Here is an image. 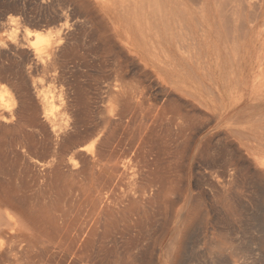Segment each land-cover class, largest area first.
<instances>
[{"label": "rangeland", "instance_id": "1", "mask_svg": "<svg viewBox=\"0 0 264 264\" xmlns=\"http://www.w3.org/2000/svg\"><path fill=\"white\" fill-rule=\"evenodd\" d=\"M122 1L128 0H0V71H4L0 72V114L7 115L4 111V103H7L5 102L7 100L13 103L14 109L19 112V115L8 121L0 115V135L2 134L0 136L2 138H0V169L2 168L0 172H3L0 173V209L11 210L18 216L17 219L19 218L14 225L6 228L5 233L1 236L0 264H66L63 257L64 251L71 245L69 242L61 241L60 236L64 235L68 228L69 221H71L69 219L80 212L87 214L91 208V202L87 201L86 196L90 192L94 193L99 184L97 178L100 175L99 168L101 166L88 159V154L92 152L90 149L95 144L97 137L87 138L86 129L98 128L100 131L104 125L107 126L105 135H103V138L106 136L104 146L97 145V150L95 148L93 151L97 152L100 147L105 149L111 146L113 140L117 138L118 132L122 130V127L115 124L116 118L114 117L118 115L121 105L128 102L138 105L135 111V121L132 123L134 125H131L128 132L129 136L135 141V144L138 143L137 148L141 147L147 154V160L157 161L160 171L159 176L163 183L160 212L157 205L152 207L154 210L152 213L157 218L154 220V227L149 236H145L144 230L143 234L147 239L132 242L118 238L119 242L115 250L112 251L110 245L106 247L105 255L109 254L105 260H102L100 256V244L97 239L87 240L71 247V249L75 247L72 250L73 257L89 254L91 255V264H194L195 262L197 264L199 262V264H218V262L220 264H264V254H260L264 253V166L258 164L255 159L256 156L264 157V66L258 65V57L260 54H264L263 20L260 19L261 21L254 26L251 25L250 28L247 27L245 30L237 32L235 22L229 13L233 7L231 1L235 2L236 0H230V2L228 0H188L192 9H200L206 4L204 17L197 15L199 24L202 25L204 31L198 32L195 29V23L191 22V16L187 12V16L184 17V23L190 29L187 36L178 37L175 35L172 38H165L160 45L150 39L146 45L142 40L138 25L120 13L119 6ZM219 1L223 3L222 8L225 7V10H229V14L227 13L226 16L224 9L221 8V12L216 11L215 5ZM226 1L228 3L224 5ZM230 4L231 9L228 8ZM243 9V14H250L249 8L243 6ZM14 27H18L19 30L17 44H14L8 36ZM59 28L64 31L60 35L66 37V43L64 42L65 44L62 46L64 48L58 50L60 52L53 50L49 64H47L49 66H43L38 61L39 58L34 52V47L30 46L32 44L30 41L34 39V36L29 38L30 41L24 39L25 30H40L42 33L48 31L47 34L52 36L50 38L55 43L60 36L57 35L58 33L56 35L54 33L56 30L58 32ZM76 28L78 29L76 30ZM227 28L230 29L229 32H232L229 33L228 30H225ZM81 31H83V35ZM22 38L26 41H22ZM92 41L93 43L89 44ZM233 41L236 42L240 53L246 56V60H242L238 66H234L231 62ZM94 42L97 43V47L101 45L99 46L100 50ZM2 43L6 47L5 49L1 48ZM8 45L10 49H8ZM13 45L15 47L17 45V47L15 48ZM93 45L94 47H91ZM79 46L86 50H80ZM72 52L78 53V55H74ZM83 52L84 55H82ZM36 57L38 60L35 59ZM69 58H73L72 61L74 60L76 65ZM78 61L84 64H82L83 67ZM72 64L74 68L71 67ZM100 65L102 66L100 67ZM10 69L11 71H9ZM61 71L66 73L65 76ZM72 72H74L73 77L70 75ZM74 76L76 77L74 78ZM218 85L221 89V96L215 99L210 89L216 88ZM4 89H6V94ZM41 89L51 91L55 96L57 118L61 116L62 124L65 121L64 127L67 128L70 125L67 130L72 129L77 123L83 127L85 121H87L85 126L90 121L92 122L87 128L81 127L74 136V146L82 147L87 155L85 153L81 156L82 161H80V157L76 159L79 160L76 162L77 166L73 167V171H75L73 174L70 170L67 172L65 168L66 160L70 158L69 151L56 150L55 153L51 149L49 152L46 151L48 144L51 147L56 143L60 145L63 142V137L52 138V135H48L47 132L45 134L36 128L38 123L35 122V116L39 117L41 122L45 117L42 100L35 96L39 91L42 92ZM78 89L81 93L77 92ZM74 93L77 94L76 97H74ZM2 94L5 95L2 96ZM31 98L32 100H30ZM34 102L37 111L34 109ZM68 102L73 105L70 106ZM101 104L104 105L101 106ZM75 105L77 107L74 108ZM202 106L204 108H200ZM33 112L35 115L32 114ZM182 115L185 116L182 118ZM92 118L96 120L94 121ZM191 118L192 120H190ZM67 120H70V123ZM180 121L181 123L184 121V124H181ZM195 122L196 124H193ZM26 124L31 127H27ZM142 125L145 126L142 127ZM169 125L170 127L174 125L172 127L174 130H169L171 129ZM33 134L34 139L41 141V146L38 145L39 148L34 147ZM82 138L83 140H81ZM12 140L13 142H11ZM29 142L33 145L27 144ZM84 146L86 147L84 148ZM32 148H36L35 153L33 152L35 149ZM25 153L27 155L31 153V158L27 157ZM149 154H152V157ZM136 155V151L135 153L134 151L128 152L124 156L125 161L134 162L138 159ZM52 157L55 158V165L57 162L59 165L62 164L61 168L65 171V176L61 177L57 184L52 181L48 182L50 175L53 174V169L43 166L40 168V165L31 163L32 158L39 161H52ZM223 157L226 158V161ZM43 158L44 160H42ZM138 160L140 161V159ZM26 165L32 168L24 169L27 167ZM83 168L85 169L83 170ZM8 172L13 175V180H11L12 175ZM26 173H29L30 179L34 175L38 177L40 185L38 187L33 185L35 189H32L31 184L28 183L27 187L28 180L21 178L24 177V174L26 176ZM2 178L4 179L2 180ZM225 179L229 181L224 182ZM24 181L26 182L24 183ZM12 182L14 183L12 184ZM19 183L26 185H21V187ZM236 184L238 189L234 187ZM14 185L15 187L17 185L16 189ZM255 185L257 190L254 188ZM71 187H75V191L78 192H73L77 201L71 203L72 210L69 208L71 204L68 200L72 196L69 193ZM123 187L125 188L126 185ZM18 188V194L21 192L25 198L22 199L21 194L19 196L16 194ZM29 192L31 193L29 194ZM32 193L36 194V197ZM27 194L31 198L33 196L31 201ZM37 197L38 199L34 200ZM45 199L46 202H44ZM255 203L257 204L255 205ZM57 221L59 229L55 225ZM143 224L141 222L140 227ZM144 227L146 225H143L142 228ZM139 230L140 228L136 229V231ZM171 244L175 246L173 251L170 250ZM237 244L238 246H236ZM108 250L109 252H107ZM76 252H78L77 255H75ZM248 258L250 260L252 258V260L250 261Z\"/></svg>", "mask_w": 264, "mask_h": 264}, {"label": "bare ground", "instance_id": "2", "mask_svg": "<svg viewBox=\"0 0 264 264\" xmlns=\"http://www.w3.org/2000/svg\"><path fill=\"white\" fill-rule=\"evenodd\" d=\"M216 1V0H215ZM230 2V0H228ZM228 3L227 1L224 3V5ZM232 3V10L231 12H229V10L227 11V9L225 10L224 8V5L222 8V2L219 1L217 2V4L215 5V8H216V11H219L221 12V8L224 9L226 12H225V16L227 15V13H231V16L235 22V30L238 32L240 30H245V28L247 27H251V25L254 26V24L256 23H259L261 20H263L264 22V0H236L235 2L231 1ZM243 6L244 7H247L249 8V13L250 14H243L244 12V9H243ZM231 7V4L230 6L228 5V8ZM206 9V4L203 5L202 8L200 9H192L188 3V0H128V1H122L120 3V6H119V10H120V13L122 14V16H127L125 18H130L131 20H133L140 28V34H141V37H142V40L143 42L147 45L149 42H150V39L154 40V42H158V44L160 45L161 42L163 40H165V38H172L174 37L175 35L178 36V37H181V36H187V33L190 32V29L189 27L184 23V17L186 14L189 13V15L191 16V22L195 23V29H197L198 32L200 31H204L202 25L200 26L199 24V21L197 19V15H202L204 17V11ZM231 9V8H230ZM223 10V11H224ZM222 11V12H223ZM188 12V13H187ZM228 13V14H229ZM224 14V12H223ZM222 14V15H223ZM187 16V15H186ZM221 16V15H220ZM230 16V15H229ZM219 17V16H218ZM222 17V16H221ZM226 18V17H225ZM230 18V19H232ZM17 19V18H16ZM221 19V18H220ZM261 19V20H260ZM81 20V19H80ZM84 20V19H83ZM226 20V19H225ZM13 21V20H11ZM10 21V22H11ZM75 21V20H74ZM78 21V20H77ZM228 21V20H227ZM229 21H232V20H229ZM14 22H16L14 20ZM82 22V21H80ZM18 23V22H17ZM77 23V22H76ZM83 23V22H82ZM89 23V22H88ZM63 24V23H62ZM60 24V25H62ZM84 24V23H83ZM227 24V23H226ZM67 24L65 23V26ZM74 25V24H73ZM77 25V24H76ZM82 25V24H81ZM80 25V27H81ZM88 25V24H87ZM63 26V25H62ZM79 26V25H78ZM194 26V25H193ZM225 26V25H224ZM228 26V25H227ZM230 26V25H229ZM67 27V26H66ZM84 27V26H83ZM263 27H264V24H263ZM74 27L72 26V29ZM84 28H87V27H84ZM60 29V28H59ZM78 28H76L77 30ZM94 29V28H93ZM224 29V28H223ZM81 30H83L81 28ZM87 30V29H86ZM225 30H229L230 29H225ZM224 30V31H225ZM234 30V31H235ZM63 30H56V32L54 33L56 35V33H58L57 35H59L60 37H54L56 40L55 43H53V40L51 39L52 36H49L50 34H47L45 32H43L44 34H47L44 36V34L39 30V31H32L30 29H26L25 30V33H24V36L26 40L30 41L29 38L33 35L34 39L31 40L30 42L32 43L30 46L34 47L35 49V54L38 56L39 60L37 59V57L35 59H37L39 61V63L41 62V64L43 66H47V64H49V60H50V57L52 55V52L53 50H60L64 47L63 44H65V40H66V37L65 35L62 36V34L60 35V33H62ZM66 32L68 30H65ZM73 31V30H72ZM84 31V30H83ZM81 31V34L82 32ZM94 31V30H93ZM19 30H18V27H14L11 29L10 33L8 36H10L11 40L14 42V44H17L18 43V34ZM64 32V31H63ZM78 32V31H77ZM76 32V33H77ZM227 32V31H226ZM225 32V33H226ZM232 31H230L229 33H231ZM51 33V32H50ZM70 33V32H69ZM79 33V32H78ZM77 33V34H78ZM85 33V32H84ZM91 33V32H89ZM234 33V32H233ZM5 34V33H3ZM52 34V33H51ZM92 34V33H91ZM236 34V33H234ZM241 34V33H240ZM53 35V36H55ZM73 35V34H72ZM83 35V34H82ZM233 35V34H232ZM23 36V37H24ZM74 36V35H73ZM51 37V38H50ZM77 38H79L78 36H75ZM230 37V36H229ZM236 37V36H235ZM69 38V37H68ZM232 38V36H231ZM23 39V38H22ZM21 39V40H22ZM24 39L22 41H24ZM32 39V38H31ZM74 39V37H73ZM25 40V41H26ZM91 40V39H90ZM95 40V39H94ZM233 40H234V37H233ZM237 40V39H236ZM24 41V42H25ZM68 41V40H67ZM74 42H77L76 40H73ZM80 41V40H79ZM82 41H83V38H82ZM230 41V40H228ZM23 42V43H24ZM29 42V43H30ZM65 42V43H64ZM71 42V41H70ZM69 42V43H70ZM22 43V44H23ZM72 43V42H71ZM83 43V42H82ZM81 43V44H82ZM90 43H93L92 42H89ZM96 43V42H94ZM80 44V43H79ZM78 44V45H79ZM80 44V45H81ZM84 44V43H83ZM25 45V44H24ZM73 45V44H71ZM69 45V46H71ZM92 45V44H91ZM97 45V43L95 44V46ZM14 46V45H13ZM22 46V45H21ZM26 46V45H25ZM67 46V44H66ZM65 46V47H66ZM75 46H76V43H75ZM84 46V45H83ZM101 46V45H98V47ZM4 47L3 49H5L6 47L4 46V44L2 43L1 45V48ZM9 47V48H8ZM8 49H10V46L8 45ZM15 47V46H14ZM17 47V45H16ZM15 47V48H16ZM29 47V46H28ZM86 47V46H84ZM90 47V46H89ZM91 47H94L91 46ZM97 47V46H96ZM97 47V48H98ZM237 44L236 42L233 41V45H232V55H231V62L234 64V66H238L242 60H246V56H243L240 51L238 50L237 48ZM14 48V49H15ZM71 48V47H70ZM73 48V47H72ZM77 48V47H76ZM80 48V46H79ZM7 49V50H8ZM13 49V47H12ZM67 49V47H66ZM82 49H84L82 47ZM80 48V50H82ZM96 49V48H95ZM101 47L98 48V50H100ZM19 50V49H18ZM22 50V49H21ZM25 50V49H24ZM27 50V49H26ZM76 50V49H74ZM86 50V49H84ZM82 50V51H84ZM13 51V50H12ZM68 51H69V48H68ZM67 51V52H68ZM105 51V50H104ZM1 52V51H0ZM15 52V51H13ZM18 52V51H17ZM31 52V50H30ZM29 52V53H30ZM60 52V51H58ZM75 52V51H74ZM74 52H72L74 54ZM100 52V51H98ZM4 53V52H3ZM16 53V52H15ZM26 53V52H25ZM32 53V52H31ZM30 53V54H31ZM55 53V52H54ZM71 53V54H72ZM80 53V52H79ZM19 54V52H18ZM61 54V53H60ZM63 54V53H62ZM72 54V55H73ZM78 55V53H75ZM74 54V55H75ZM4 55V54H3ZM17 55V54H16ZM29 55V54H28ZM64 55V54H63ZM81 55V54H79ZM84 55V52L83 54ZM112 55V54H111ZM188 55V54H187ZM56 56H57V53H56ZM60 56V55H59ZM189 56V55H188ZM5 57V56H4ZM8 57V56H7ZM16 57V56H15ZM29 57H31V55H29ZM28 57V58H29ZM73 57V56H72ZM80 57V56H79ZM99 57V56H98ZM9 58V57H8ZM61 58V57H60ZM76 58V57H75ZM96 58V57H95ZM112 58V57H111ZM258 65L260 67L264 66V54H260V56L258 57ZM24 59V58H23ZM56 59V58H55ZM64 59V57H63ZM71 61L72 59L69 58ZM80 59H82L80 57ZM94 59V58H93ZM76 60V59H75ZM96 60V59H95ZM94 60V61H95ZM24 61V60H23ZM67 60L65 59V62ZM74 61V60H73ZM72 61V63H73ZM81 61V60H80ZM80 61H78L80 63ZM114 61V60H113ZM60 62V61H59ZM76 62V63H78ZM5 63V62H4ZM25 63V62H24ZM38 63V65H39ZM100 63V62H98ZM12 64V63H11ZM10 64V65H11ZM37 64V63H36ZM74 64H75V61H74ZM81 66L83 67V63H80ZM83 64V65H82ZM232 64V65H233ZM76 65V64H75ZM49 66V65H48ZM47 66V67H48ZM65 66V65H64ZM73 66V64L71 65V67ZM88 66H89V63H88ZM92 66V65H91ZM90 66V67H91ZM98 66V65H97ZM96 66V67H97ZM102 65H100L101 67ZM33 67V66H32ZM67 67H69L67 65ZM79 67V66H78ZM85 67L86 64H85ZM95 67V65H94ZM9 68V67H7ZM70 68V67H69ZM74 68V67H72ZM80 68V67H79ZM40 69V68H39ZM42 69V68H41ZM48 69V68H47ZM62 69L63 66H62ZM78 69V68H77ZM81 69V68H80ZM231 69V68H230ZM76 70V69H75ZM238 70V69H237ZM3 71V70H1ZM0 71V72H1ZM11 71V69L9 70ZM27 71V70H26ZM35 71V70H34ZM50 71V70H49ZM57 71V70H56ZM65 71V70H64ZM73 71V70H72ZM79 71V70H78ZM77 71V73H78ZM4 72V71H3ZM20 72V71H19ZM23 72V71H21ZM51 72V71H50ZM62 72V71H61ZM76 72V71H75ZM2 73V72H1ZM10 73V72H9ZM27 73V72H26ZM59 73V72H58ZM57 73V74H58ZM64 72H62L63 74ZM74 72H72V74H70L71 76L74 75L73 74ZM76 73V74H77ZM8 74V73H6ZM25 74V73H24ZM52 74V73H51ZM56 74V73H55ZM66 73H64V76H65ZM238 74V73H237ZM15 75V74H13ZM60 75V74H59ZM57 76V75H56ZM112 76V75H111ZM16 77V76H15ZM73 77V76H72ZM76 76H74L75 78ZM46 78V77H45ZM72 79V78H71ZM51 80V79H50ZM48 80V81H50ZM61 80V79H60ZM78 80V78H77ZM70 81V80H69ZM105 81V80H104ZM108 81V80H107ZM15 82V81H14ZM73 82V81H72ZM24 83V82H23ZM31 83V82H30ZM48 83V82H47ZM50 83V82H49ZM106 83V82H105ZM41 84V83H40ZM68 84V83H67ZM78 84V83H77ZM43 85V84H41ZM106 85V84H105ZM108 85V84H107ZM23 87V86H22ZM40 87V86H39ZM44 87V86H43ZM68 87V86H67ZM97 87V86H96ZM100 87V86H99ZM105 87V86H104ZM21 88V87H20ZM5 90L4 89V93H5ZM28 90V89H27ZM42 92H38L36 96V98H40L42 101L41 103L44 105V112H45V117H44V121H39V117H36L35 116V122H37L38 124L36 125V128H39L40 131L44 132L45 134L48 133V135H52V138L53 137H60L62 136L63 139H62V143L60 145H58L56 143V145H53L51 147V145H47V152H49V150L51 149V151H54V153L56 152V150H67L69 151V156L70 158L68 160H66L67 162V165H65V168L67 169V172H69L68 170H70V172L73 174L75 171H73V167L77 166V161L79 160H76L77 158L80 157V161L81 160V156L85 153L87 155V152L83 150V148H77L74 146V136L75 134H77L79 131H80V128L82 127L80 123H77V124H73V128L70 130H67L69 127H64V122L63 121V124L61 122V119L60 117L57 118V115H56V111H55V96L52 95V92L51 91H43V89H41ZM100 90V89H99ZM29 91V90H28ZM37 91H38V88H37ZM60 91V90H59ZM76 91V90H75ZM80 91L79 89L77 90V92ZM104 91V90H103ZM102 91V92H103ZM209 91V89H208ZM68 92V91H67ZM74 92V91H73ZM75 92V93H77ZM111 92V91H110ZM210 92L211 94L213 95V97L215 99L219 98L221 96V89H220V86L218 85V87L216 88H213V89H210ZM7 93V92H6ZM5 93V94H6ZM17 93V92H16ZM26 93V92H25ZM33 93V91H32ZM74 93V95H75ZM79 93V92H78ZM81 93V91H80ZM88 93V92H87ZM4 94V95H5ZM54 94V93H53ZM59 94V93H58ZM61 94V93H60ZM73 94V93H71ZM90 94V93H89ZM2 94V96H4ZM9 95V94H8ZM26 95V94H24ZM29 95V94H27ZM66 95V94H65ZM77 95V94H76ZM76 95L74 97H76ZM91 95V94H90ZM101 95H103L101 93ZM32 96V95H31ZM88 96V95H87ZM104 96V95H103ZM102 96V97H103ZM150 96V95H149ZM160 96V95H159ZM163 96V95H162ZM57 97V96H56ZM72 97V96H71ZM84 97V96H83ZM101 97V96H100ZM184 97V96H183ZM192 97V96H191ZM21 98V97H20ZM24 98V97H23ZM65 98H67V96H65ZM73 98V97H72ZM78 98V96H77ZM80 98V96H79ZM92 98V97H91ZM12 99V98H11ZM98 99V98H97ZM20 100V99H19ZM24 100V99H23ZM32 100V98L30 99ZM71 100V99H69ZM87 100V99H86ZM85 100V101H86ZM104 100V98H103ZM102 100V101H103ZM1 101V100H0ZM25 101V100H24ZM27 101V100H26ZM72 101V100H71ZM92 101V100H90ZM99 101V100H97ZM7 103H4L5 104V107H4V111H6L7 115H1L3 116L7 121L11 118H14L15 116L19 115V112L16 111L14 109V104L13 103H10L7 101H5ZM36 102V101H35ZM34 102V109L35 108V103ZM65 102V100L63 101V103ZM73 102V101H72ZM76 102V101H75ZM93 102V101H92ZM101 102V101H99ZM104 102V101H103ZM102 102V103H103ZM150 102V101H149ZM23 103V102H22ZM70 106L73 105V103H70L68 102ZM105 103V102H104ZM141 103V102H140ZM153 103V102H152ZM168 103V102H167ZM166 103V104H167ZM76 104V103H75ZM142 104V103H141ZM181 104V103H180ZM27 105V104H26ZM62 105V104H60ZM65 106L67 105L66 103L64 104ZM104 105V104H103ZM101 104V106H103ZM168 105V104H167ZM79 106V105H78ZM144 106V105H142ZM177 106V105H175ZM30 107V106H29ZM77 107V105L74 106V108ZM83 107V106H82ZM81 107V108H82ZM137 107L138 105H136L135 103H131V102H128L126 104H122L121 105V108L119 110V113L117 116H115L114 118H116V122L112 120V122H115V124L118 126V127H122V130L120 132H118V136L115 140H113L114 142L111 144V146H108L107 148H101L102 145L104 146L105 142H106V136L103 138V135H105V130H107V126H103V129L98 131V128H94L92 130H89V129H86L87 130V138H93V137H97L96 138V141H95V144L93 145V147L90 149L92 152L88 154V159L94 164H97L100 165L101 167L99 168V173L100 175L98 176V181H99V184H98V188L97 190H95V192H88L89 194L86 196V199L87 201H90L91 202V208L90 210L87 212V214L85 213H81L75 216H73L71 219L70 224L68 226V228L66 229L64 235H61L60 236V239L61 241H64V242H69V244L71 245L68 249H66L64 252H65V255L63 256L66 260V264H91V255H87V256H82V257H76L75 258L73 257V252L72 250L75 249V247L73 249H71L72 246H77V244L81 243V242H86L87 240H93V239H97V241L99 242V252H100V256L102 257V260H105L106 256L109 254L107 253V255H105V249L108 245L112 246V251L115 250V248H117L118 246V238L121 239V240H129V241H137V242H140L141 239H147L144 237V230H145V236H149V234L151 233V229H153L154 227V220L156 217V215H154L152 212H154V210L152 209V207H155V205H157V209L159 210L160 212V205H161V198H162V195H163V191H162V188H163V183H162V180L159 176L160 174V171L157 167V161H149L147 160L148 156L146 153H144V151L142 150L141 147H138L136 145H138V143L135 144V141L133 139H131V137L129 136V129L132 125V123L135 121V114H136V110H137ZM141 107V106H140ZM33 108V107H31ZM39 108V107H38ZM68 108V106H67ZM91 108V107H90ZM96 108V106H95ZM105 108V107H104ZM144 108V107H142ZM158 108V107H157ZM200 108H204L203 106L200 107ZM19 109V108H18ZM30 109V108H29ZM64 109V108H62ZM80 109V108H79ZM87 109V108H85ZM103 109V108H102ZM206 109V108H205ZM27 110V108H26ZM84 110V109H82ZM98 110V109H97ZM33 111V110H32ZM31 111V112H32ZM37 111V109H36ZM35 112V110H34ZM34 112L32 114H34ZM67 112V111H66ZM91 112V111H89ZM29 113V112H28ZM28 113H26L28 115ZM92 113V112H91ZM5 114V113H4ZM26 114H24V116H26ZM93 114V113H92ZM91 114V115H92ZM98 114V112L96 113V115ZM103 115V113H100ZM184 114V112H183ZM35 115V114H34ZM38 115V114H37ZM41 115V114H39ZM84 115V114H83ZM115 115V114H114ZM178 115V113H177ZM44 116V115H42ZM72 116V115H71ZM87 116V114H86ZM183 116L185 115H182V118ZM27 117V116H26ZM34 117V116H33ZM68 117V116H67ZM191 117V116H190ZM196 117V116H194ZM198 117V116H197ZM28 118V117H27ZM42 118V117H41ZM96 118V116H95ZM169 118V116H168ZM167 118V119H168ZM32 119V118H31ZM63 119V118H62ZM93 119V118H92ZM144 119V118H142ZM195 119V118H194ZM42 120V119H41ZM94 121L96 119H93ZM171 120V119H170ZM180 120V119H179ZM192 120V118L190 119ZM32 121V120H31ZM30 121V122H31ZM68 121V120H67ZM70 121V120H69ZM68 121V122H69ZM93 121V122H94ZM138 121V119H137ZM142 121V120H141ZM163 121V120H162ZM167 121V120H166ZM164 121V123L166 122ZM169 121V120H168ZM174 121V120H173ZM172 121V122H173ZM188 121V120H187ZM87 122V121H85ZM84 122V125L83 127H88L85 126ZM111 122V123H112ZM148 122V121H147ZM170 122L171 124H174ZM184 122V121H183ZM182 122V123H183ZM186 122V120H185ZM189 122V121H188ZM187 122V123H188ZM193 122V121H192ZM190 122V123H192ZM200 123V121H198ZM4 123V122H3ZM34 123V122H32ZM70 123V122H69ZM74 123V122H73ZM92 123V122H91ZM163 123V122H162ZM181 123V121H180ZM181 123V124H182ZM72 124V123H71ZM137 124V122H136ZM166 124V123H165ZM164 124V125H165ZM168 124V122H167ZM184 124V123H183ZM193 124H196L193 123ZM192 124V125H193ZM6 125V123H5ZM9 125V124H8ZM27 125V124H26ZM68 125H65V126H68ZM92 125V124H91ZM134 125V124H133ZM132 125V126H133ZM147 125V123H146ZM201 125V124H200ZM30 125H27V127H29ZM72 126V125H71ZM96 126V125H95ZM141 126V125H140ZM145 125H142V127H144ZM174 126V125H173ZM169 127L172 131V127ZM188 126V125H187ZM6 127V126H5ZM4 127V128H5ZM31 127V126H30ZM82 127V128H83ZM98 127V126H97ZM160 127V126H159ZM190 127V126H188ZM204 127V126H203ZM227 127V126H226ZM33 128V127H32ZM137 128H138V125H137ZM146 128V127H145ZM30 130V128H28ZM111 129V128H110ZM133 129V128H131ZM186 129V128H185ZM25 130V129H24ZM34 130L37 131V129L34 128ZM174 130V129H173ZM9 131V130H8ZM35 131V132H36ZM112 131V130H111ZM137 131V130H136ZM199 131V130H198ZM201 131V130H200ZM199 131V132H200ZM23 132V131H22ZM30 132V131H29ZM47 132V133H46ZM190 132V131H189ZM4 133V132H3ZM20 133V132H19ZM37 133V132H36ZM142 133V132H141ZM169 133V132H168ZM24 134V133H23ZM31 134V133H30ZM41 134V133H40ZM83 134V133H82ZM99 134V135H98ZM109 134V133H108ZM186 134V132H185ZM2 135V134H1ZM0 135V136H1ZM29 135V134H28ZM81 135V134H80ZM98 135V136H97ZM116 135V134H115ZM171 135V134H170ZM179 135V134H178ZM184 135V134H183ZM191 136V134H189ZM25 136V135H24ZM33 136V139L35 138L34 137V134L32 135ZM42 136V135H41ZM46 136V135H45ZM172 136V135H171ZM181 136V135H179ZM185 136V135H184ZM193 136V135H192ZM49 137V136H48ZM79 137V136H78ZM110 137V136H109ZM141 137V135H140ZM178 137V136H177ZM175 137V138H177ZM1 138V137H0ZM29 138V137H28ZM27 138V139H28ZM47 138V136H46ZM56 138V139H58ZM103 138V139H102ZM2 139V138H1ZM13 139V138H12ZM31 139V138H30ZM51 139V138H50ZM55 139V138H54ZM60 139V138H59ZM111 139V138H110ZM179 140V137L177 138ZM222 139V138H221ZM19 140V139H18ZM23 140V139H22ZM83 140V138L81 139ZM176 140V139H175ZM186 140V139H185ZM28 141V140H27ZM30 141V140H29ZM222 141V140H221ZM13 142V140L11 141ZM41 141L39 140H36L34 139V147L36 148H39L41 145L40 143ZM52 142V141H51ZM60 142V141H59ZM84 142V141H83ZM87 142V141H85ZM176 142V141H175ZM26 143V142H25ZM31 142L27 143V144H30ZM53 143V142H52ZM77 143V142H76ZM184 143V142H183ZM217 143V142H216ZM18 144V143H17ZM32 144V143H31ZM182 144V143H180ZM214 144V143H213ZM23 145V144H22ZM33 145V144H32ZM40 145V146H38ZM78 146L81 145V144H77ZM97 145H101V147L99 148L100 150H98L97 152L96 151H93ZM151 145V144H150ZM149 145V146H150ZM177 145V144H176ZM175 145V146H176ZM222 145V143H221ZM154 146V145H153ZM178 146V145H177ZM223 146V145H222ZM17 147V146H16ZM24 147V145H23ZM22 147V148H23ZM60 149H59V148ZM86 146H84L85 148ZM20 148V147H19ZM17 148V149H19ZM28 148V147H26ZM29 148H30V145H29ZM28 148V149H29ZM36 148H32L35 153L36 151ZM137 148V149H136ZM149 149L151 147H148ZM154 149V147H152ZM237 148V147H236ZM31 149V150H32ZM179 149V148H178ZM224 149V148H223ZM27 150V149H25ZM29 150V151H31ZM41 150V149H40ZM97 150V148H96ZM19 151V150H17ZM23 151V150H22ZM131 151H136L137 155L136 157L138 159H140V161L138 159L134 160V162L131 163V161H125L126 158H124V156L128 153V152H131ZM157 151V149H156ZM41 152V151H40ZM96 152V153H95ZM146 152V151H145ZM225 152V150H224ZM178 153V152H177ZM217 153V152H216ZM21 154V153H20ZM26 154V153H25ZM44 154V153H43ZM58 154V153H56ZM133 154V153H132ZM131 154V155H132ZM228 154V153H227ZM229 154L230 151H229ZM18 155V153H17ZM31 153L30 154H26V156L30 157L31 158ZM54 155V154H53ZM129 155V156H131ZM151 155L152 157V154H149ZM170 155V154H169ZM216 155V154H215ZM39 156V155H38ZM67 156V155H66ZM68 156V157H69ZM217 156V155H216ZM215 156V157H216ZM230 156V155H229ZM232 156V155H231ZM21 157V155H20ZM19 157V158H20ZM41 158L44 157V156H40ZM132 157V156H131ZM150 157V156H149ZM213 157V156H212ZM214 157V159H216ZM23 158V157H22ZM25 158V157H24ZM35 158V157H34ZM222 158V157H220ZM229 158V157H228ZM51 160L49 161H46L44 160V158L42 160L44 161H39V160H35L32 158L31 160V163L34 164V165H37L39 166L40 165V168L43 166V167H46V168H49V169H53V174L50 175L49 179H48V182L52 181V182H55L56 184L58 183L57 181L61 179V177L65 176V171H63V169L61 168L62 164L59 165V163L57 162L56 165H55V158H51ZM224 159V157H223ZM222 159V160H223ZM226 159V158H225ZM224 159V160H225ZM256 161L258 162V164L264 166V157H260V156H256L255 157ZM18 160V159H17ZM41 160V159H40ZM124 160V161H123ZM127 160H128V157H127ZM23 161V160H22ZM25 161V159H24ZM46 161V162H45ZM58 161V160H57ZM61 161V160H60ZM226 161V160H225ZM217 162V160H216ZM219 162V160H218ZM224 162V161H223ZM222 163V162H221ZM89 164V162H88ZM205 164V163H204ZM217 164V163H216ZM224 165V163H222ZM220 164V165H222ZM3 165V164H2ZM1 166V165H0ZM18 166V165H17ZM24 166V164H23ZM27 167H24V169L28 168L29 166L26 165ZM81 166V165H80ZM83 166V165H82ZM90 167V165H88ZM244 166V165H243ZM88 167V169H89ZM218 167V166H217ZM229 167V166H228ZM22 168V167H21ZM30 168V167H29ZM32 168V167H31ZM30 168V169H31ZM34 168V166H33ZM39 168V169H40ZM64 168V167H63ZM81 168V167H80ZM96 168V167H95ZM214 168V167H213ZM231 168V167H230ZM29 169V170H30ZM85 168H83L84 170ZM91 169V168H90ZM97 169V168H96ZM232 169V168H231ZM2 170V168L0 169ZM6 170V169H5ZM46 170V169H45ZM82 170V169H81ZM86 170H87V167H86ZM85 170V171H86ZM22 171V170H21ZM27 171V170H26ZM25 171V172H26ZM52 171V170H51ZM2 172V171H1ZM0 172V173H1ZM81 172V171H80ZM87 172V171H86ZM89 172V170H88ZM3 173V172H2ZM10 174V172H8ZM21 173V172H20ZM23 173V171H22ZM35 173V172H34ZM82 173V172H81ZM95 173V172H94ZM106 173V174H105ZM6 174V173H5ZM1 175V174H0ZM3 175V174H2ZM12 175V174H10ZM21 175V174H20ZM42 175V174H41ZM86 175V173H85ZM84 175V176H85ZM88 175V174H87ZM86 175V176H87ZM15 176V175H14ZM74 176V175H73ZM83 176V175H81ZM94 176V175H93ZM223 176V175H222ZM5 178V176H3ZM9 177V176H8ZM21 177V176H20ZM31 177V176H30ZM88 177V176H87ZM211 177V176H210ZM2 178V180L4 179ZM11 178V176H10ZM21 178H26L27 181V187H28V183L31 184V188L32 189H35L34 186H39L41 182L38 183V180L35 175L31 177V179L29 178V173H26V176L24 174V177H21ZM40 178V177H39ZM42 178V177H41ZM89 178V177H88ZM95 178V177H93ZM213 178V177H212ZM224 178V177H222ZM226 178V176H225ZM229 178V177H227ZM234 178V177H233ZM232 178V179H233ZM1 179V178H0ZM8 179V178H6ZM15 179V178H14ZM23 179V180H24ZM30 179V180H29ZM231 179V178H229ZM10 180V179H9ZM8 180V181H9ZM13 180V175H12V179ZM22 180V182H23ZM44 180V179H42ZM79 180V179H78ZM210 180V179H209ZM226 180V179H225ZM17 181V179H16ZM20 180L18 179V182ZM229 181V180H228ZM227 180L224 181V182H228ZM244 181V180H242ZM26 181H24L25 183ZM47 182V180H46ZM47 182V184H48ZM248 182V181H247ZM14 182H12L13 184ZM21 183V182H20ZM19 183V184H20ZM242 183V182H241ZM249 183V182H248ZM2 184V183H1ZM96 184V183H95ZM257 184V183H256ZM5 185V184H4ZM7 185V184H6ZM21 185H24V184H20ZM24 185V186H25ZM34 185V186H33ZM126 185V187L124 188L123 186ZM8 186V185H7ZM64 186V185H63ZM72 186V185H71ZM96 186V185H95ZM237 186V184H236ZM234 186L235 188L238 189V186L236 187ZM241 186V185H240ZM239 186V187H240ZM15 187V185H14ZM12 187V188H14ZM17 187V185H16ZM15 187V189H16ZM22 187V186H21ZM26 187V188H27ZM97 187V186H96ZM242 187V186H241ZM254 187V186H253ZM9 188V187H7ZM64 188V187H63ZM245 188V187H244ZM256 189V185L254 187ZM21 189V188H20ZM24 190H26L25 188H22ZM21 189V190H22ZM65 189V188H64ZM75 187H71L70 188V191L69 193L72 195L71 198H68L70 204L72 203H75L77 200V198L75 199L76 195H74L75 192ZM243 189V188H242ZM19 190V188L16 190V192ZM23 190V191H24ZM29 190V189H28ZM51 190V189H50ZM257 190V189H256ZM261 190V188H260ZM31 191V190H29ZM65 191V190H64ZM85 191V190H84ZM248 191V190H247ZM15 192V193H16ZM27 192V191H25ZM32 192V191H31ZM29 192V194L31 193ZM38 193V191H36ZM63 192V190H62ZM68 192V191H67ZM74 192V193H73ZM82 192V191H81ZM255 192V191H254ZM28 193V192H27ZM35 193V192H34ZM32 193V194H34ZM52 193V192H51ZM78 193V192H77ZM176 193V192H175ZM18 194V192L16 193ZM15 194V195H16ZM21 194V192H20ZM18 194V196L20 195ZM68 194V193H67ZM69 194V196H70ZM82 194V193H81ZM79 194V195H81ZM86 194V193H85ZM168 194V193H167ZM231 194V193H230ZM28 195V194H27ZM35 197H36V194H34ZM78 197H81L79 196ZM26 196V195H24ZM39 196V195H38ZM21 197L22 199L25 198L23 197V194H21ZM45 197V196H44ZM234 197H236L234 195ZM20 198V197H19ZM28 198H29V201H31L33 199V196L31 198V196L29 197L28 195ZM27 198V199H28ZM82 198V197H81ZM255 198V197H254ZM37 200V198H34V200ZM231 199V198H230ZM239 199V198H238ZM244 199V198H243ZM76 200V201H75ZM21 201V200H20ZM27 201V200H26ZM25 201V203H26ZM28 201V202H29ZM28 202H27V205H28ZM40 202V201H39ZM39 202L38 205H39ZM44 202H46V199L44 200ZM61 202H64V201H61ZM68 202V201H67ZM68 202V204H69ZM258 203V201H256ZM31 203V202H30ZM36 203V202H35ZM48 203V202H47ZM46 203V204H47ZM78 203V202H77ZM255 203V205L257 204ZM262 203V202H261ZM44 204V203H43ZM65 204V203H64ZM63 204V205H64ZM72 204L70 205L69 208L72 207ZM247 204V203H245ZM34 205V204H33ZM32 205V206H33ZM76 205V204H75ZM74 205V207H75ZM83 205V204H82ZM89 205V204H88ZM66 206V204L64 205V207ZM69 206V205H68ZM78 206V204H77ZM242 206V204H241ZM240 206V208H241ZM250 206V205H248ZM247 206V207H248ZM36 207V206H35ZM40 207V206H39ZM42 207V206H41ZM50 207V206H49ZM58 207V206H57ZM82 207V206H81ZM89 207V206H88ZM251 207V206H250ZM38 208V207H37ZM36 208V209H37ZM84 208H85V205H84ZM82 207V209H84ZM255 208V207H254ZM253 208V209H254ZM39 210V208H38ZM69 210V209H68ZM72 210V208H71ZM77 210V208H76ZM85 210V209H84ZM87 210V208H86ZM36 211V210H35ZM40 211V210H39ZM81 211V209H80ZM180 211V210H179ZM242 211V209H241ZM253 211V210H252ZM261 211V210H260ZM41 212V211H40ZM73 212V211H72ZM239 212V211H238ZM243 212V211H242ZM75 213V212H74ZM246 213V212H245ZM244 213V214H245ZM260 213V212H259ZM41 214V213H40ZM56 216V215H55ZM18 216H16L14 214L13 211L11 210H2L0 209V239H1V236L3 235V233H5V229L6 228H9L11 227L12 225H14L17 220ZM54 217V216H53ZM60 217V216H59ZM248 218V216H246ZM254 217V216H253ZM261 217V216H260ZM54 218H57V217H54ZM69 218V217H68ZM264 219V218H263ZM262 219V220H263ZM57 220V219H55ZM54 220V223H56ZM68 220V219H67ZM250 220V219H248ZM60 221H61V218H60ZM59 221V222H60ZM202 221V220H201ZM142 222L143 225H146V227L142 228L140 227V223ZM244 222V221H243ZM252 222V221H251ZM23 223V222H22ZM68 223V222H67ZM256 223V222H255ZM260 223V222H259ZM20 224V223H19ZM60 224V223H59ZM62 224V223H61ZM246 224V223H244ZM250 224V222H249ZM18 225V224H17ZM56 227L58 226V221H57V224H55ZM254 225V224H253ZM256 225V224H255ZM61 226V225H59ZM200 226V224H199ZM202 226V225H201ZM250 226V225H249ZM63 227V226H62ZM58 228V227H57ZM60 228V227H59ZM58 228V229H59ZM140 228V232L139 231H136V229H139ZM249 228V227H248ZM254 228V227H253ZM252 228V229H253ZM261 228V227H260ZM63 229V228H62ZM264 229V228H263ZM244 231V230H243ZM255 231V230H254ZM262 232V231H261ZM245 233V232H244ZM254 235V234H253ZM244 236V235H243ZM257 236V235H256ZM248 238L249 235H248ZM252 238V237H251ZM244 239V238H243ZM15 240V239H14ZM254 240V239H253ZM6 241V240H5ZM15 242V241H14ZM89 242V241H88ZM136 242V243H137ZM243 242V241H242ZM246 243V242H245ZM244 243V244H245ZM250 243V242H249ZM260 243V242H259ZM233 244V243H232ZM248 244V243H247ZM216 245V244H215ZM235 245V243H234ZM12 246V245H11ZM54 246V245H52ZM238 246V244L236 245ZM86 247V246H85ZM251 247V246H249ZM248 247V248H249ZM54 248V247H53ZM57 248V247H56ZM55 248V249H56ZM114 248V249H113ZM175 248L174 244H171L170 246V250L173 251ZM17 249V248H16ZM84 249V248H82ZM241 249V248H240ZM247 249V248H245ZM250 249V248H249ZM107 250V249H106ZM192 250L194 251V249L192 248ZM248 250V249H247ZM96 251V250H95ZM94 251V252H95ZM240 251V250H238ZM251 251V249L249 250ZM43 252V251H42ZM109 252V250L107 251ZM196 252V251H194ZM248 252V251H247ZM261 252V251H260ZM259 252V253H260ZM20 253V252H19ZM251 253V252H250ZM23 254V253H22ZM46 254V253H45ZM54 254V253H53ZM78 252L75 253V255H77ZM94 254V253H93ZM144 254V253H142ZM198 254V253H197ZM239 254V253H238ZM247 254V253H246ZM249 254V253H248ZM260 254H264V253H260ZM18 255V254H17ZM211 255V254H210ZM241 255V254H240ZM112 256V255H111ZM238 255H236V258ZM250 256V255H249ZM256 256V255H255ZM258 256V255H257ZM264 256V255H263ZM262 256V257H263ZM20 257V256H19ZM198 257V256H196ZM248 257V256H247ZM252 257V256H250ZM7 258V257H6ZM97 258V257H96ZM253 258V257H252ZM251 258V260H252ZM23 259V258H22ZM25 259V258H24ZM147 259V258H146ZM145 259V260H146ZM249 259V258H248ZM247 259V260H248ZM255 259V258H253ZM264 259V258H263ZM45 260V259H44ZM43 260V261H44ZM48 260V259H47ZM110 260V259H109ZM238 260V259H237ZM250 260V259H249ZM250 260V261H251ZM257 260V258H256ZM262 260V259H261ZM20 261H23L20 259ZM63 261V260H62ZM61 261V262H62ZM198 261V260H197ZM221 261V260H219ZM230 261V260H229ZM245 261V260H244ZM25 262V261H23ZM22 262V263H23ZM114 262V261H113ZM142 262V261H141ZM186 262V261H185ZM191 262V261H190ZM194 262V261H193ZM199 262V261H198ZM228 262V261H227ZM226 262V263H227ZM243 262V260H242ZM255 263V260L253 261ZM44 263V262H43ZM122 263V262H121ZM200 263V262H199ZM198 263V264H199ZM222 263V262H221ZM247 263V262H246ZM48 264V263H46ZM58 264V263H57ZM194 264H197L196 262ZM205 264V263H204ZM218 264H220L218 262ZM224 264V263H222ZM232 264V263H231Z\"/></svg>", "mask_w": 264, "mask_h": 264}]
</instances>
